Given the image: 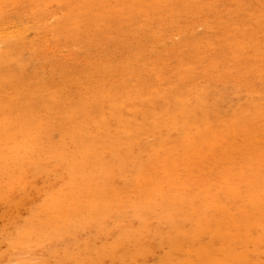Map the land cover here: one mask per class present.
I'll return each instance as SVG.
<instances>
[{
  "label": "rangeland",
  "instance_id": "374dc122",
  "mask_svg": "<svg viewBox=\"0 0 264 264\" xmlns=\"http://www.w3.org/2000/svg\"><path fill=\"white\" fill-rule=\"evenodd\" d=\"M96 263L264 264V0H0V264Z\"/></svg>",
  "mask_w": 264,
  "mask_h": 264
},
{
  "label": "bare ground",
  "instance_id": "6f19581e",
  "mask_svg": "<svg viewBox=\"0 0 264 264\" xmlns=\"http://www.w3.org/2000/svg\"><path fill=\"white\" fill-rule=\"evenodd\" d=\"M148 1V0H147ZM123 2V1H122ZM51 20V19H50ZM164 83V82H163ZM144 88V87H143ZM146 89V88H145ZM73 101V100H72ZM70 103V102H69ZM39 108V107H38ZM121 110V109H120ZM259 111V110H258ZM261 114V113H260ZM192 115V114H191ZM88 116V115H87ZM259 117V116H258ZM117 118V117H116ZM123 121V120H122ZM245 121V120H244ZM258 122H260V121H258ZM241 127V126H240ZM243 127V126H242ZM261 127V126H260ZM212 130V129H211ZM210 130V131H211ZM99 133V132H98ZM118 134V133H117ZM230 135V134H229ZM242 138V137H241ZM106 141V140H105ZM217 150V149H216ZM107 153H108V151H107ZM179 154H180V152H179ZM211 154V153H210ZM67 156V155H66ZM194 161V160H193ZM188 162V161H187ZM201 163V162H200ZM61 166V165H60ZM176 167V166H175ZM73 182V181H72ZM143 187V186H142ZM135 190V189H134ZM104 191V190H103ZM118 191V190H117ZM120 191V190H119ZM99 195V194H98ZM103 199V198H102ZM96 200V199H95ZM113 200V199H112ZM111 200V201H112ZM97 203V202H96ZM113 203V202H112ZM203 203V202H202ZM234 203V202H233ZM98 204V203H97ZM237 205H239L238 203H237ZM247 205V204H246ZM69 206V205H68ZM136 206V205H135ZM248 207V206H247ZM233 208V207H232ZM227 211V210H226ZM178 213V212H177ZM254 216V215H253ZM252 216V217H253ZM263 217V216H262ZM192 218V217H191ZM263 223V222H262ZM240 224V223H239ZM54 227V226H53ZM254 227H256V226H254ZM253 227V228H254ZM59 228V227H58ZM145 228V227H144ZM213 229V228H212ZM258 230V229H257ZM254 231V230H253ZM247 233V232H246ZM251 233H252V231H251ZM254 233V232H253ZM208 235V234H207ZM178 238V237H177ZM187 238V237H186ZM232 238V237H231ZM241 238V237H240ZM17 239H19V237L17 238ZM229 239V238H228ZM231 240V239H230ZM233 241H234V239H233ZM138 242V241H137ZM253 242V241H252ZM16 243V242H15ZM14 243V244H15ZM225 243V242H224ZM172 244V243H171ZM242 244V243H241ZM230 245V244H229ZM208 248V247H207ZM132 249V248H131ZM134 249V248H133ZM255 249V248H254ZM212 250V249H211ZM234 250V249H233ZM238 250V249H237ZM115 253H117V252H115ZM127 253V252H126ZM180 253V252H179ZM222 253V252H221ZM226 253V252H225ZM253 253V252H252ZM220 254V253H219ZM180 255V254H179ZM217 256V255H216ZM193 257V256H192ZM178 259V258H177ZM219 259V258H218ZM228 259V258H227ZM221 260H222V258H221ZM98 261V260H97ZM175 261V260H174ZM262 261V260H261ZM114 262V261H113ZM236 262V261H235ZM207 263V262H206ZM97 264V263H96ZM163 264V263H162ZM204 264V263H203Z\"/></svg>",
  "mask_w": 264,
  "mask_h": 264
}]
</instances>
